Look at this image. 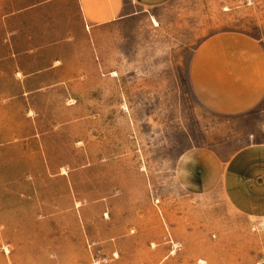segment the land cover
<instances>
[{
	"label": "rangeland",
	"instance_id": "1",
	"mask_svg": "<svg viewBox=\"0 0 264 264\" xmlns=\"http://www.w3.org/2000/svg\"><path fill=\"white\" fill-rule=\"evenodd\" d=\"M125 3L89 31L73 0H0V264H264V100L216 115L187 73L214 35L264 47V0ZM199 150L243 155L235 200Z\"/></svg>",
	"mask_w": 264,
	"mask_h": 264
},
{
	"label": "crops",
	"instance_id": "2",
	"mask_svg": "<svg viewBox=\"0 0 264 264\" xmlns=\"http://www.w3.org/2000/svg\"><path fill=\"white\" fill-rule=\"evenodd\" d=\"M132 1V0H126ZM135 4L148 8L161 0H133ZM149 2V3H148ZM78 17L82 18L87 30L93 31L112 22L125 10V0H73ZM189 86L196 101L205 110L221 116H240L255 109L264 100V47L255 38L238 32H225L203 41L192 53L188 66ZM208 160L199 157L198 164L202 177L210 176V167L214 168L215 178L220 177L224 169L225 177L231 181V192L224 194L229 200H235L238 190L234 182L242 185L239 173H225L240 170L242 154H236L233 161L225 167L209 152ZM255 158L256 164L264 169V144L249 148L248 155ZM261 154V155H260ZM249 159V158H248ZM252 160V159H250ZM220 164V165H218ZM250 166V162L247 163ZM106 216V214H105ZM6 252H8L6 250Z\"/></svg>",
	"mask_w": 264,
	"mask_h": 264
},
{
	"label": "bare ground",
	"instance_id": "3",
	"mask_svg": "<svg viewBox=\"0 0 264 264\" xmlns=\"http://www.w3.org/2000/svg\"><path fill=\"white\" fill-rule=\"evenodd\" d=\"M155 25H156V23H155Z\"/></svg>",
	"mask_w": 264,
	"mask_h": 264
}]
</instances>
